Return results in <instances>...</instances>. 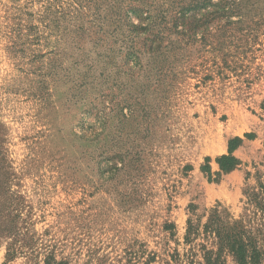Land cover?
Segmentation results:
<instances>
[{"label": "rangeland", "instance_id": "1", "mask_svg": "<svg viewBox=\"0 0 264 264\" xmlns=\"http://www.w3.org/2000/svg\"><path fill=\"white\" fill-rule=\"evenodd\" d=\"M67 1L0 0V264H206L217 240L187 243V221L216 206L264 245V0L108 80L87 70L97 37L78 51L69 20L39 25ZM235 138L241 165L221 174Z\"/></svg>", "mask_w": 264, "mask_h": 264}, {"label": "trees", "instance_id": "2", "mask_svg": "<svg viewBox=\"0 0 264 264\" xmlns=\"http://www.w3.org/2000/svg\"><path fill=\"white\" fill-rule=\"evenodd\" d=\"M243 1L249 2V0H170V3L164 6L153 7L148 6L146 0H68L66 12L61 9L60 12L56 10L52 13L48 6L46 15L41 18L39 25L44 30L51 31L58 22L56 14L60 15L59 18H64V22L69 20V29L63 28L61 35H72L74 49L78 51L82 49L76 37L80 42L84 37H88L87 39L97 37V42L91 45V48L98 50L97 63L94 65V62L89 60L87 70L91 69L93 73H98V77L108 80L109 71L110 76L113 71L124 68L131 72L140 71L145 55L156 56L167 52L168 46L171 50L175 38L182 37L187 44L189 39L196 40L199 33L202 39L211 24L231 23L232 17H243L242 13L245 10ZM29 31L39 39L40 30L37 25ZM165 41L167 45L164 46ZM53 48H58L54 49L56 52H52L53 54L60 52L65 55L66 50L61 49L58 42ZM103 128L104 125L102 130ZM99 134L84 138L93 141ZM240 143L241 140L238 138L230 140L228 154L215 160L221 174L229 173L241 165L232 156V152ZM209 162L208 158L205 159L206 165L201 169L208 177L211 176ZM5 164L0 149L2 180L7 175ZM252 194L254 199H258L256 207L264 213V185L259 183L257 193ZM200 228L206 235H214L217 240L216 252L204 251L206 264H225L226 256H230L236 264L263 263L264 245L257 235L242 221H230L226 211L219 210V206L209 211L207 221L203 225L193 218L187 221L185 241L190 243L199 235Z\"/></svg>", "mask_w": 264, "mask_h": 264}]
</instances>
